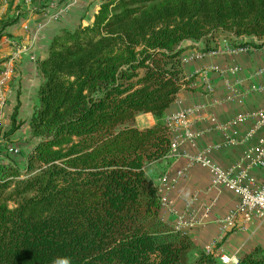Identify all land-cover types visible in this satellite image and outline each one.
I'll use <instances>...</instances> for the list:
<instances>
[{
	"label": "trees",
	"instance_id": "16d2710c",
	"mask_svg": "<svg viewBox=\"0 0 264 264\" xmlns=\"http://www.w3.org/2000/svg\"><path fill=\"white\" fill-rule=\"evenodd\" d=\"M15 17L0 19V37ZM264 44V0H101L55 34L23 167L0 162V264H223L160 218L146 166L169 150L165 109L186 87L182 43ZM244 38V39H240ZM150 112L151 126L134 125ZM238 264H264L259 247Z\"/></svg>",
	"mask_w": 264,
	"mask_h": 264
},
{
	"label": "crops",
	"instance_id": "0c3cea01",
	"mask_svg": "<svg viewBox=\"0 0 264 264\" xmlns=\"http://www.w3.org/2000/svg\"><path fill=\"white\" fill-rule=\"evenodd\" d=\"M100 3L0 0V19L16 18L0 37V73L10 69L0 86L4 97L0 162L13 159L23 167L37 140L29 128L43 82L36 63L46 57L52 37L63 29L89 24ZM182 47L181 65L189 82L164 112L169 137L177 141L176 153L147 165L146 172L158 186L161 220L190 236L198 249L212 245L209 252L238 264L254 248L264 251V215L253 216L239 229L223 232L220 219L237 204L238 196L214 185L210 168L192 164L190 158L206 150L214 165L235 166L243 183L264 180V167L248 161L264 139V123L256 124L259 114L264 117V44L240 50L220 40L216 50L204 51L202 41H184ZM187 109L192 111L183 125L177 124L175 116ZM153 123L150 112L138 113L134 119L139 129Z\"/></svg>",
	"mask_w": 264,
	"mask_h": 264
},
{
	"label": "built area",
	"instance_id": "2783aa9c",
	"mask_svg": "<svg viewBox=\"0 0 264 264\" xmlns=\"http://www.w3.org/2000/svg\"><path fill=\"white\" fill-rule=\"evenodd\" d=\"M62 10L63 9H60L57 12L60 13ZM249 48H251V46L247 45L238 49L246 50ZM9 73V68H6L5 70L1 71L0 86L2 81L9 76ZM3 104L4 97L0 91V110L3 107ZM191 111V109H187L183 112L178 113L175 116L176 123L183 125L185 117ZM259 116L261 118L257 120V125H261L264 123L263 115L259 114ZM187 136L189 138L191 137V135ZM176 149L177 141L175 139H170L169 150L166 156L173 155L174 153H176ZM206 152V150L200 151L197 154L193 155L190 158V163H197L209 167L214 175L212 183L214 185H222L232 190L238 196L237 204L233 208H231L223 218L220 219L221 223L223 224V232L239 229L253 216L264 215V180L259 184H254L251 181H249L248 183H243L241 173L235 171V166L221 168L217 165H214L206 155ZM248 161L251 165L257 166L259 168L264 167V139L260 140V145L258 146V148L255 149ZM211 247L212 245L207 246L205 251L209 252ZM219 259L223 264H230L225 256H220Z\"/></svg>",
	"mask_w": 264,
	"mask_h": 264
},
{
	"label": "clouds",
	"instance_id": "9594fccd",
	"mask_svg": "<svg viewBox=\"0 0 264 264\" xmlns=\"http://www.w3.org/2000/svg\"><path fill=\"white\" fill-rule=\"evenodd\" d=\"M53 264H69V260L65 257H61V258L54 259Z\"/></svg>",
	"mask_w": 264,
	"mask_h": 264
},
{
	"label": "rangeland",
	"instance_id": "374dc122",
	"mask_svg": "<svg viewBox=\"0 0 264 264\" xmlns=\"http://www.w3.org/2000/svg\"><path fill=\"white\" fill-rule=\"evenodd\" d=\"M220 40H224V39H223V36L220 37V38H218V41H220ZM225 41L227 42V40H225Z\"/></svg>",
	"mask_w": 264,
	"mask_h": 264
}]
</instances>
